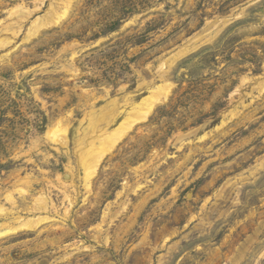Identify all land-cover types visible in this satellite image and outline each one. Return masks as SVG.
<instances>
[{
    "label": "rangeland",
    "instance_id": "rangeland-1",
    "mask_svg": "<svg viewBox=\"0 0 264 264\" xmlns=\"http://www.w3.org/2000/svg\"><path fill=\"white\" fill-rule=\"evenodd\" d=\"M65 1L0 0V264H264V0Z\"/></svg>",
    "mask_w": 264,
    "mask_h": 264
},
{
    "label": "bare ground",
    "instance_id": "bare-ground-1",
    "mask_svg": "<svg viewBox=\"0 0 264 264\" xmlns=\"http://www.w3.org/2000/svg\"><path fill=\"white\" fill-rule=\"evenodd\" d=\"M55 1H57V0H55ZM67 5H69V0L65 1L64 6L66 8H67ZM47 13L49 14V17L53 18V21L56 22V21H58L59 17H62L66 13V11L63 10V13L59 14L58 10L54 9L53 6H50V8H49ZM22 17L23 16H21V18ZM46 18H48V17H46ZM15 22H18V20L15 21ZM33 23H34L35 26L33 27L34 29L29 27V30H28V34L29 35L36 34L39 31L40 27H43V26L47 25L50 22L45 20L44 16H43V17H40V18H34V20L32 21V24ZM9 24H11V22ZM7 37H0V44L1 45L10 42V40H9L10 38L8 39ZM169 90H170V86L167 85V84L164 85L163 87L156 86L153 89V91H151V93L148 96H146L143 99H141V101L138 102L137 104H134L127 111V114L118 122V124H116V126L114 128H110L108 122H106V124L104 126L100 127V131L98 130L99 128H97V127L92 129V131L95 132V134L92 135L95 139L92 138L89 141H86V144L84 145L83 148H85V147H87V148H86V150H83V152H81L82 153L81 154L82 158L80 157L81 161H82V167L84 168V173H85L84 181H85V185L87 187L90 185V179L95 174L97 165L100 163V161L103 158V156L107 152L111 151L118 144V142L122 139V137L126 134V132L135 123H137V122H139L141 120L145 121V119L148 117V115L154 109L156 104L158 102L162 101L163 99L167 98V96L169 94ZM58 125H59V122H58ZM51 138H52V140H55L56 142H60L61 144H65L67 142V138L65 136L59 138L57 136H53L52 135ZM17 192L18 193L19 192L25 193L26 191H25V189H20ZM5 197L8 200V202H11L12 204H15L14 203L15 201H14V198L12 197L11 192L7 193ZM33 206H34L33 208L35 210H40V209H44L45 210L46 209L45 197L42 196V195H39V196L35 197V203H34ZM13 211L7 209L6 207H4L2 205H0V216H9V215L13 214ZM13 218L16 220L17 216H13ZM46 219H48L47 216H37L35 218V222H36L35 225L38 222H40L42 220H46ZM32 221H34V220H32ZM18 222H19L18 225H16L14 228L11 227L10 229H13L15 231L16 229H22V228L31 227V225H30L31 224V219H27V220H22L21 219V220H18ZM10 224L12 225V223H10ZM0 226H1V224H0ZM9 227H10V225H9ZM8 231L9 230H7V229H3L2 231L0 230V235L8 233Z\"/></svg>",
    "mask_w": 264,
    "mask_h": 264
}]
</instances>
